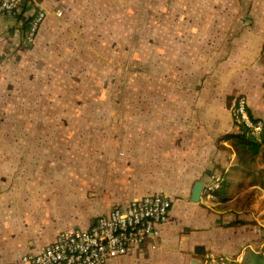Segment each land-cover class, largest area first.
<instances>
[{"label":"crops","instance_id":"obj_1","mask_svg":"<svg viewBox=\"0 0 264 264\" xmlns=\"http://www.w3.org/2000/svg\"><path fill=\"white\" fill-rule=\"evenodd\" d=\"M37 7L47 17L28 43ZM258 14L264 0H29L0 16V264H21L61 232L157 192L171 199L166 223L106 264H250L253 227L235 207L249 191H237L241 174H227L229 137L242 124L228 103L239 94L264 120ZM92 26L132 71L131 81L112 74L100 98L89 56L103 50L81 42ZM216 173L229 189L193 201L195 183Z\"/></svg>","mask_w":264,"mask_h":264},{"label":"built area","instance_id":"obj_2","mask_svg":"<svg viewBox=\"0 0 264 264\" xmlns=\"http://www.w3.org/2000/svg\"><path fill=\"white\" fill-rule=\"evenodd\" d=\"M24 0H0V15L11 13ZM43 13L31 21L26 40H34ZM246 99L232 98L229 111L252 136L264 137V120L251 118L246 111ZM220 173L204 182L203 197L216 198L222 187ZM171 199L162 192L145 195L127 206L114 205L100 214L87 229L63 231L52 242L21 257V264H106L110 260L134 251L148 237L156 235L171 213Z\"/></svg>","mask_w":264,"mask_h":264},{"label":"rangeland","instance_id":"obj_3","mask_svg":"<svg viewBox=\"0 0 264 264\" xmlns=\"http://www.w3.org/2000/svg\"><path fill=\"white\" fill-rule=\"evenodd\" d=\"M247 16L251 23L255 22V13L248 14ZM259 16L261 18L264 17V15L263 17L262 15ZM88 31L90 32L89 35L82 37L81 42L86 44L92 52L103 50L101 53H96L89 56V63L92 70L98 71L96 72L95 76L91 78L92 87L96 88L93 89V96L100 98L101 92L98 90V87L111 85L112 74H115V72L118 70L121 72V75L124 76L125 81H131L132 71L131 67H128L122 58L114 55L115 47L113 46V43H106L107 40L105 37H103L101 29L92 26L88 29ZM61 32L65 33L66 31L58 30L57 34H60ZM253 32L261 34L264 39V31H260L258 28H255L253 29ZM261 54L264 56V52ZM101 64L105 65V73L99 71ZM235 97L242 98L243 96L236 94L232 98ZM90 106L93 109L95 107V102L92 101ZM84 109V105L81 103L77 104L74 116H83ZM91 114L92 117L98 116V114L94 113V111H92ZM50 116L58 117V115H53V113ZM233 118L236 120L235 116H233ZM262 163L264 164V161ZM254 187L255 189L253 190H251L252 186H245L244 188L240 189L238 192H242L243 190L245 192L249 191V197L245 202L242 201L243 204H237L235 206L237 209L242 210L239 212V215L241 218H243V221H246V224H249V226L253 227V229H251L252 239L251 243H249V246L247 247L248 249H246V255L251 254L253 247L260 246L262 242V236L264 234V185L262 184L260 187ZM246 259L250 261L251 256H246Z\"/></svg>","mask_w":264,"mask_h":264},{"label":"trees","instance_id":"obj_4","mask_svg":"<svg viewBox=\"0 0 264 264\" xmlns=\"http://www.w3.org/2000/svg\"><path fill=\"white\" fill-rule=\"evenodd\" d=\"M46 17L47 14H45V17L42 20L41 25L44 23ZM39 29L36 33L35 38H37L38 36ZM25 39H27L26 32H25ZM246 111L249 114V116L253 118L249 112V108L247 104H246ZM229 138L231 140V146L235 153V160H234V164L232 165L230 171L227 174L230 175V173L234 172V173H239L243 176V179L239 182L237 186V191L244 188L245 186L249 187L251 185L252 186L254 185L261 186L262 184L264 185V164L262 163L264 161V137L257 138L250 135L241 125L239 132L232 134ZM227 174L226 173L222 174L223 175L222 187L220 190L215 192L220 197L230 187L229 180L227 179ZM241 223L245 225H249L246 224V221H241ZM227 264H243V263L235 262V260L231 259L227 261ZM250 264H264V234L262 236V244L258 247H253Z\"/></svg>","mask_w":264,"mask_h":264},{"label":"flooded vegetation","instance_id":"obj_5","mask_svg":"<svg viewBox=\"0 0 264 264\" xmlns=\"http://www.w3.org/2000/svg\"><path fill=\"white\" fill-rule=\"evenodd\" d=\"M28 1H29V0H24V1H23L22 3H20L19 6L16 7L11 13H8V14H5V15H15V14L18 13V12H22L23 7L27 5ZM39 12H42V13H43V16H42V19H41V22H42V20H43L44 17H45V11H44L42 8L37 7V9L34 10V12H33V13L30 15V17L28 18V21H27V25H28V27L30 26L31 21L36 17V15H38ZM55 14H56L57 17H61V13H60V12H57V11H56ZM0 16H4V15H0ZM41 22H40V25H41ZM40 25H39V27H40ZM27 29H28V28H27Z\"/></svg>","mask_w":264,"mask_h":264},{"label":"water","instance_id":"obj_6","mask_svg":"<svg viewBox=\"0 0 264 264\" xmlns=\"http://www.w3.org/2000/svg\"><path fill=\"white\" fill-rule=\"evenodd\" d=\"M204 188V182L202 181H197L195 183L194 189H193V194H192V200L193 201H198L201 198L202 190Z\"/></svg>","mask_w":264,"mask_h":264},{"label":"clouds","instance_id":"obj_7","mask_svg":"<svg viewBox=\"0 0 264 264\" xmlns=\"http://www.w3.org/2000/svg\"><path fill=\"white\" fill-rule=\"evenodd\" d=\"M259 119V118H258ZM263 120V119H262Z\"/></svg>","mask_w":264,"mask_h":264}]
</instances>
